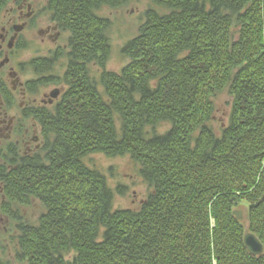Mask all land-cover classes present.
Returning <instances> with one entry per match:
<instances>
[{
    "label": "trees",
    "instance_id": "1",
    "mask_svg": "<svg viewBox=\"0 0 264 264\" xmlns=\"http://www.w3.org/2000/svg\"><path fill=\"white\" fill-rule=\"evenodd\" d=\"M23 1L0 0V33ZM132 1L48 0L32 18L46 12L67 42L21 64L35 76L28 91L65 88L55 105L21 110L40 127L39 149L1 156L0 225L16 221L15 260L264 264L244 242L251 232L264 247V0H150L122 49L130 61L109 71L112 21L100 11ZM28 46L21 37L10 52ZM223 94L231 112L217 129ZM95 154L130 157L149 188L138 209L114 207L124 192L88 164ZM36 201L31 221L21 210Z\"/></svg>",
    "mask_w": 264,
    "mask_h": 264
},
{
    "label": "rangeland",
    "instance_id": "2",
    "mask_svg": "<svg viewBox=\"0 0 264 264\" xmlns=\"http://www.w3.org/2000/svg\"><path fill=\"white\" fill-rule=\"evenodd\" d=\"M33 3V8L35 14L43 10L48 0H29ZM151 6L150 0H133L131 3L126 5L124 8L119 10H110L103 9L101 10V15L109 17L112 21V26L108 30V37L111 44V52L107 61V69L113 72H120L121 69L130 61V59L125 56L122 52L124 45L135 37L138 34L139 26L145 21L144 13ZM35 7V8H34ZM26 8V7H25ZM11 10L7 11L4 16V26L9 27L8 21L10 18H14V12ZM42 16L36 17L33 21L32 27H27L20 31L23 41L29 42V45L26 49L20 50L19 55H15V61L17 62H27L33 57L39 55H46L50 50L56 48V46H65L67 42V34L58 35L59 38L57 41L49 39L44 32L47 30V27H54V23L50 21L49 16L45 15L46 12H42ZM16 15V14H15ZM9 19V20H8ZM13 19V20H14ZM53 31V30H52ZM57 31H53L55 36ZM5 35V31L0 33L1 36ZM6 51L10 49L5 47ZM64 70V68H62ZM94 73L96 76L99 75L100 69L95 66ZM34 74L30 69H27V72L24 73L22 81L27 79H32ZM7 73L1 74L0 80L6 82L11 89V85L8 82ZM65 86L58 84H51L45 87H41L40 92L38 93H28L25 98L28 101V98L33 99L37 97L36 103H30V105L38 106L41 104L43 98L47 99L50 97L52 100L55 98L51 97V94L54 90L58 89L60 92L64 91ZM60 94V93H59ZM46 96V97H45ZM16 102L12 110L8 107L11 114L20 115L21 108L19 107L23 98L20 93L15 94ZM231 97L228 94L221 95L217 101V113L213 120L214 126L218 129L220 126L226 125L229 121V115L231 112ZM26 106V105H24ZM23 109V108H22ZM30 126V122L28 123ZM2 159L0 154V160ZM88 164L94 167L99 168L102 172L107 175L108 182L112 187L120 186L124 194H117L114 202L115 208H131L138 209L141 203L145 200L149 188L144 183L142 178L138 175L135 170L134 165L132 164L130 157H117V158H108L102 154L92 155L88 159ZM2 196L0 195V200ZM247 206L248 203L242 202V207L240 209L239 215L244 222H247ZM42 207L39 202H35L32 206L28 208H22V212L25 216L34 221L39 216ZM0 225V256L6 260L10 261V264H22L15 260L14 256V243L12 238L16 234L15 223L13 220H6L2 218ZM5 231V232H4Z\"/></svg>",
    "mask_w": 264,
    "mask_h": 264
},
{
    "label": "flooded vegetation",
    "instance_id": "3",
    "mask_svg": "<svg viewBox=\"0 0 264 264\" xmlns=\"http://www.w3.org/2000/svg\"><path fill=\"white\" fill-rule=\"evenodd\" d=\"M31 3L32 2L29 0H24L22 3H20V5H18V11L16 15H13L15 16V19L10 18L8 21L9 27L4 29L5 35H2L0 39V76L6 72L8 77L7 80L11 85V89L8 87V90L5 94L0 92V154L1 156L3 155L5 159L9 158L8 155L15 157L18 154V151L22 152L23 154H32L36 149H39L42 143L40 127L32 117H28L27 114L24 115V113L20 115H10V110H12L14 103L16 102L15 94L17 92L20 93L23 98L19 105L21 110L22 108L23 110L28 109L32 106L30 103L34 104L38 100L36 96L33 99L28 98V101L25 100L27 94L30 93L28 91L27 83L31 79L22 81L24 72L22 71L21 64L24 62L15 61L13 55L14 52H10V50L15 48L18 39L20 40L22 37L20 32L18 33L13 46H9L10 39L16 34V27L21 24H26L24 27L25 29L29 26V22H32L31 20H35L32 19L36 14L35 10L32 9L33 3ZM52 30L57 31L55 36L53 35ZM41 32H44L43 34L49 39H52L54 42L59 38L58 35L65 33L59 28L58 23H54L53 28L47 27V30H41ZM23 42L24 44H29V42H26L25 40ZM59 46L60 45L56 46V48ZM5 47L9 48L10 50H4ZM2 62H4L3 65ZM4 83L6 86L8 85L6 82ZM61 95L62 91L60 92L59 96L53 100L50 97H47V99L43 98L41 100V104L38 106H53L61 97ZM8 107L10 110H8ZM19 119L23 121L22 124H20ZM29 122L30 126L28 125Z\"/></svg>",
    "mask_w": 264,
    "mask_h": 264
},
{
    "label": "water",
    "instance_id": "4",
    "mask_svg": "<svg viewBox=\"0 0 264 264\" xmlns=\"http://www.w3.org/2000/svg\"><path fill=\"white\" fill-rule=\"evenodd\" d=\"M26 26V24H21L19 26L16 27V34L10 39L9 41V46L12 47L13 43L18 35V33L20 31H22L24 29V27ZM4 64V62H2V65ZM1 67V66H0ZM60 91L58 89L54 90L51 94L52 98H57L59 96ZM244 242H245V246L248 249V251L253 254V255H260L263 253L264 251V247L263 244L261 243V241L258 239V237L249 232L245 235L244 237Z\"/></svg>",
    "mask_w": 264,
    "mask_h": 264
}]
</instances>
